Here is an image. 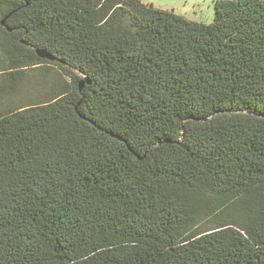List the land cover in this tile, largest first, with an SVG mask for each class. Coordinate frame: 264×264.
<instances>
[{
	"label": "trees",
	"instance_id": "16d2710c",
	"mask_svg": "<svg viewBox=\"0 0 264 264\" xmlns=\"http://www.w3.org/2000/svg\"><path fill=\"white\" fill-rule=\"evenodd\" d=\"M213 7L0 0V264H264V0Z\"/></svg>",
	"mask_w": 264,
	"mask_h": 264
},
{
	"label": "rangeland",
	"instance_id": "374dc122",
	"mask_svg": "<svg viewBox=\"0 0 264 264\" xmlns=\"http://www.w3.org/2000/svg\"><path fill=\"white\" fill-rule=\"evenodd\" d=\"M144 3L153 4L154 7L173 9L178 14L196 22L209 24L213 21L214 0H142ZM10 44L0 35V74L7 68L8 51ZM38 66V65H37ZM24 68L23 79L15 90L6 89V95L18 103H31L45 97L47 92L55 86L60 78L59 68L50 63L41 67Z\"/></svg>",
	"mask_w": 264,
	"mask_h": 264
},
{
	"label": "water",
	"instance_id": "95a60500",
	"mask_svg": "<svg viewBox=\"0 0 264 264\" xmlns=\"http://www.w3.org/2000/svg\"><path fill=\"white\" fill-rule=\"evenodd\" d=\"M22 43H24V42H22ZM37 54H38L39 57H45V56H46V55H45L42 51H40V50L37 51ZM46 57H47V56H46ZM82 84H83V83H81L80 86H82Z\"/></svg>",
	"mask_w": 264,
	"mask_h": 264
},
{
	"label": "crops",
	"instance_id": "0c3cea01",
	"mask_svg": "<svg viewBox=\"0 0 264 264\" xmlns=\"http://www.w3.org/2000/svg\"><path fill=\"white\" fill-rule=\"evenodd\" d=\"M153 5V4H152ZM157 8H161V7H157ZM161 9H167V8H161ZM167 10H170V9H167ZM175 11V10H174ZM176 12V11H175ZM177 13V12H176Z\"/></svg>",
	"mask_w": 264,
	"mask_h": 264
}]
</instances>
